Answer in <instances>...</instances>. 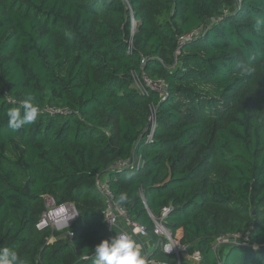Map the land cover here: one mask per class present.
I'll return each mask as SVG.
<instances>
[{
	"label": "trees",
	"instance_id": "obj_1",
	"mask_svg": "<svg viewBox=\"0 0 264 264\" xmlns=\"http://www.w3.org/2000/svg\"><path fill=\"white\" fill-rule=\"evenodd\" d=\"M28 98L39 115L13 131ZM99 179L153 240L168 208L199 264H264V0H0V247L95 264ZM47 198L75 208L67 231L37 229Z\"/></svg>",
	"mask_w": 264,
	"mask_h": 264
},
{
	"label": "built area",
	"instance_id": "obj_2",
	"mask_svg": "<svg viewBox=\"0 0 264 264\" xmlns=\"http://www.w3.org/2000/svg\"><path fill=\"white\" fill-rule=\"evenodd\" d=\"M181 43H183V41H181ZM142 78H144V80ZM142 78L136 85L140 89H143V91L141 90L143 94H147L148 89H153L163 94L167 92V88L163 82L157 83L146 76H142ZM130 164V162H125L121 165L127 166ZM97 186L106 197L107 207L105 211V222L112 236L116 235L114 229L122 231L132 238L133 236H148L145 226L133 221L128 210L123 208L114 200L113 194L109 190V187L106 183L99 179ZM45 203L46 211L36 226L39 231H43L48 228L53 229L55 226L62 224L64 221L66 222L76 211L71 204L58 206L53 198H47ZM169 211L170 210L168 208L163 209L159 218L151 214V218L154 222V233L158 236L157 247H159L164 254L176 257L179 261V264H181L182 254L186 252V248L180 241L175 239L173 234L164 225V219L169 214ZM70 236L73 238L74 234L70 233ZM144 257L146 264H164V262L161 260L152 259L151 252H144ZM191 259L196 262H200L202 260V255L199 251H196L193 256H191Z\"/></svg>",
	"mask_w": 264,
	"mask_h": 264
},
{
	"label": "clouds",
	"instance_id": "obj_3",
	"mask_svg": "<svg viewBox=\"0 0 264 264\" xmlns=\"http://www.w3.org/2000/svg\"><path fill=\"white\" fill-rule=\"evenodd\" d=\"M38 115L39 109L31 102V98L25 99L20 107L8 110V126L17 131L34 123ZM119 199L124 202L128 196L122 193ZM114 230L116 235L96 245L95 264H146L140 244L124 232ZM0 264H21L18 252L11 247H0Z\"/></svg>",
	"mask_w": 264,
	"mask_h": 264
},
{
	"label": "rangeland",
	"instance_id": "obj_4",
	"mask_svg": "<svg viewBox=\"0 0 264 264\" xmlns=\"http://www.w3.org/2000/svg\"><path fill=\"white\" fill-rule=\"evenodd\" d=\"M143 80H144V78H142ZM137 80L138 81H140L141 80V78H137ZM152 80H154V79H152ZM154 81H156L157 83H161L162 81L160 80V79H158V77L154 80ZM257 81H259V80H257ZM136 88H137V90L139 91V92H141L142 93V95H144L143 94V89H140L139 87H137V85L135 86ZM254 91L253 90H251V91H248L247 92V95L248 94H250V95H252V94H254V93H256L257 92V90H258V83L256 82V84H255V86H254ZM142 90V91H141ZM158 92V91H157ZM155 120V119H154ZM154 120L153 121H151V122H153L152 123V125L155 127L156 126V123L154 122ZM77 218V212L75 211L71 216H70V218L65 222H63L62 224H60V225H57V226H55L53 229H52V231H59V232H65V231H67L68 230V228L71 226V224L73 223V221L75 220ZM60 226V227H59ZM168 229V228H167ZM172 234H173V232L171 231V230H169ZM68 233V235H63V238L64 239H66V241L67 242H71V240L70 239H72L71 238V236H70V232H67ZM61 234V233H60ZM174 235V234H173ZM149 236V235H148ZM70 238V239H69ZM144 238H146L145 236H139V237H134L133 236V239L134 240H136L138 243L139 242H143V240H144ZM229 238L231 239V238H233V236H229ZM53 240V239H52ZM51 240V241H52ZM155 241V240H154ZM144 243V242H143ZM224 244H226L225 242H223V241H220L219 243H218V247H221V246H223ZM185 248H186V251H188V247L187 246H185ZM197 250H195L194 252H196ZM194 252H191L190 254H191V256H193V253ZM182 260V259H181ZM183 260L185 261V262H187V261H189V262H191L192 264H199L198 262H196V261H194L193 259L191 260H189L188 259V253H184L183 254Z\"/></svg>",
	"mask_w": 264,
	"mask_h": 264
},
{
	"label": "crops",
	"instance_id": "obj_5",
	"mask_svg": "<svg viewBox=\"0 0 264 264\" xmlns=\"http://www.w3.org/2000/svg\"><path fill=\"white\" fill-rule=\"evenodd\" d=\"M143 242H139L140 247L143 250V252H152V251H154L157 248V245H158V240L157 241L156 240L154 241L150 236H146V238H144ZM184 253H188V251H186ZM183 254H182V260H183ZM188 259L189 260L191 259L190 253H188Z\"/></svg>",
	"mask_w": 264,
	"mask_h": 264
}]
</instances>
